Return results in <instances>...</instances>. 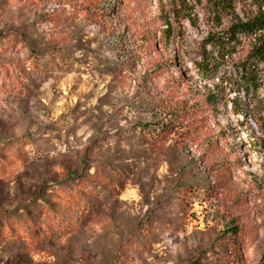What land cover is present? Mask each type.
Listing matches in <instances>:
<instances>
[{
    "label": "rangeland",
    "instance_id": "obj_1",
    "mask_svg": "<svg viewBox=\"0 0 264 264\" xmlns=\"http://www.w3.org/2000/svg\"><path fill=\"white\" fill-rule=\"evenodd\" d=\"M252 1L0 0V264H264V69L201 58Z\"/></svg>",
    "mask_w": 264,
    "mask_h": 264
},
{
    "label": "trees",
    "instance_id": "obj_2",
    "mask_svg": "<svg viewBox=\"0 0 264 264\" xmlns=\"http://www.w3.org/2000/svg\"><path fill=\"white\" fill-rule=\"evenodd\" d=\"M216 1L213 5L215 10L213 11L212 20L217 26H220L222 24V13L225 11L223 3L225 0ZM252 4L256 7L255 14L246 16L244 19L239 18L231 21L225 28L218 31L208 32L202 43L201 58L208 65L210 52H216L217 55L223 58V56L231 55L236 45L247 42L249 46L248 53L236 64L235 70L246 89L250 86L253 90H256L260 86L257 73L259 70L264 69V0H253ZM189 9L190 7L187 10ZM171 13L175 20L179 17L189 18L191 15L190 10L180 15L179 8L173 3ZM162 19V25L165 28H163L161 34L170 37L171 24L168 22L166 13ZM206 46H208V50H206ZM259 109L264 111V104L260 105ZM12 237H15L13 233L5 231L3 227L0 228V245L11 240Z\"/></svg>",
    "mask_w": 264,
    "mask_h": 264
}]
</instances>
